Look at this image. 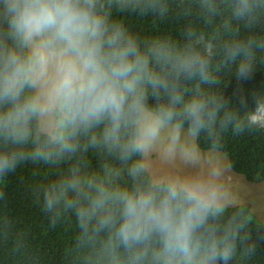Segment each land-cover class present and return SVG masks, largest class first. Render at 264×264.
<instances>
[{
	"label": "clouds",
	"instance_id": "clouds-1",
	"mask_svg": "<svg viewBox=\"0 0 264 264\" xmlns=\"http://www.w3.org/2000/svg\"><path fill=\"white\" fill-rule=\"evenodd\" d=\"M227 6L245 26L264 16V0ZM157 10L160 0H0V181L27 161L65 166L35 194L52 226L74 225L62 264H233L256 251L229 214L217 154L229 129L264 130V95L250 108L244 95L237 106L204 87L217 81L215 45L203 34L181 44L126 27L127 15ZM251 46L223 45L226 60L240 58V77L252 72ZM88 149L121 161L130 182L108 164L81 168ZM157 150L194 171L152 175L147 158ZM11 228L0 221V237ZM13 250L26 253L22 236Z\"/></svg>",
	"mask_w": 264,
	"mask_h": 264
},
{
	"label": "trees",
	"instance_id": "trees-1",
	"mask_svg": "<svg viewBox=\"0 0 264 264\" xmlns=\"http://www.w3.org/2000/svg\"><path fill=\"white\" fill-rule=\"evenodd\" d=\"M163 11L157 10L144 17L127 15L125 25L141 39L151 40L154 35L193 43L201 34L214 45L212 68L217 83L203 85L213 87L225 98L238 105V96L244 95L248 106L254 107V97L264 95V16L253 26H245L242 21L232 18L227 0H160ZM192 34V35H190ZM247 40L251 43V55L246 58L251 65V74L240 77L237 62L226 60L222 48L232 40ZM202 43V42H201ZM194 85H190L191 89ZM202 147H207L203 136ZM220 151L228 159L230 168L242 174L248 181H264V130H246L234 134L231 129L223 133ZM81 168L88 172L101 170L103 164L121 172V183L130 182L126 166L105 152L88 149L78 156ZM65 166H46L27 161L8 173L0 181V221L7 218L12 228L9 239L0 237V264H62L74 230L70 221L52 226L42 212L36 192L44 182L60 174ZM229 214L236 223L245 225L244 234L255 245L254 254H237L233 264H264V222L259 221L249 203L233 205ZM22 236L26 241V253L21 255L13 250V239Z\"/></svg>",
	"mask_w": 264,
	"mask_h": 264
},
{
	"label": "rangeland",
	"instance_id": "rangeland-1",
	"mask_svg": "<svg viewBox=\"0 0 264 264\" xmlns=\"http://www.w3.org/2000/svg\"><path fill=\"white\" fill-rule=\"evenodd\" d=\"M218 162L227 170L226 176L232 188V205L249 203L256 218L264 222V181L251 182L242 174L233 171L224 153L219 150ZM149 170L154 176L185 175L194 171L179 158L167 159L159 151H154L148 158Z\"/></svg>",
	"mask_w": 264,
	"mask_h": 264
},
{
	"label": "crops",
	"instance_id": "crops-1",
	"mask_svg": "<svg viewBox=\"0 0 264 264\" xmlns=\"http://www.w3.org/2000/svg\"><path fill=\"white\" fill-rule=\"evenodd\" d=\"M251 207V206H250ZM251 210H252V207H251Z\"/></svg>",
	"mask_w": 264,
	"mask_h": 264
}]
</instances>
